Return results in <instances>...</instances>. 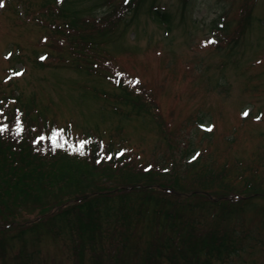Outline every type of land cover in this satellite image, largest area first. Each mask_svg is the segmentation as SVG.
I'll use <instances>...</instances> for the list:
<instances>
[{"label":"rangeland","instance_id":"374dc122","mask_svg":"<svg viewBox=\"0 0 264 264\" xmlns=\"http://www.w3.org/2000/svg\"><path fill=\"white\" fill-rule=\"evenodd\" d=\"M108 1L0 0V103L15 94L33 98L34 110L58 125L100 130L104 140L122 142L136 163L164 159L175 170L195 148L234 175L252 165L264 195V0H159L170 28L147 5L125 25L105 14ZM61 7L66 18L59 16ZM116 72L143 86L156 116H127L132 105L119 101L122 91L110 77ZM197 114L207 121L197 125ZM240 204L226 212L206 204L212 213L187 217L201 228L235 231L242 250L231 262L264 264V197ZM234 209L239 213L225 214ZM145 227L136 228L130 244L144 242ZM70 247L47 237L25 252L33 254L32 264H74ZM21 249L9 248L0 264L24 260Z\"/></svg>","mask_w":264,"mask_h":264},{"label":"trees","instance_id":"16d2710c","mask_svg":"<svg viewBox=\"0 0 264 264\" xmlns=\"http://www.w3.org/2000/svg\"><path fill=\"white\" fill-rule=\"evenodd\" d=\"M158 1L109 0L105 14L127 25L128 15L147 5L148 13L170 28V15ZM58 10L67 17L65 7ZM249 16L247 12L245 19ZM107 19L103 26L111 23ZM72 20L75 26L77 19ZM97 30L106 34L102 27ZM110 77L122 91L119 101L132 105L127 116L142 111L156 116L136 79L119 72ZM11 97L0 103V258L19 244L17 255L25 258L15 264H32L27 246L53 237L71 243L74 264H235L231 260L242 250L235 231L201 228L187 212H211L206 204L226 212L264 197L257 192L252 165L234 175L195 148L175 170L164 159L136 163L122 142L104 140L98 128L97 133L88 128L78 132L71 123L58 125L34 110L33 98ZM113 107L120 114L118 105ZM207 118L200 114L194 122ZM185 187L192 191L184 192ZM240 193L246 197H238ZM233 213L239 212L225 214ZM141 224L146 239L130 244L128 238Z\"/></svg>","mask_w":264,"mask_h":264},{"label":"snow or ice","instance_id":"6c2138e0","mask_svg":"<svg viewBox=\"0 0 264 264\" xmlns=\"http://www.w3.org/2000/svg\"><path fill=\"white\" fill-rule=\"evenodd\" d=\"M3 5H0V7H2ZM0 131H3V129H0Z\"/></svg>","mask_w":264,"mask_h":264}]
</instances>
